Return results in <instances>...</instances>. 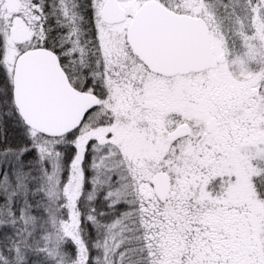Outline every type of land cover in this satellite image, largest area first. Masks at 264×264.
<instances>
[{"label": "snow or ice", "instance_id": "6c2138e0", "mask_svg": "<svg viewBox=\"0 0 264 264\" xmlns=\"http://www.w3.org/2000/svg\"><path fill=\"white\" fill-rule=\"evenodd\" d=\"M0 264H264V0H0Z\"/></svg>", "mask_w": 264, "mask_h": 264}]
</instances>
